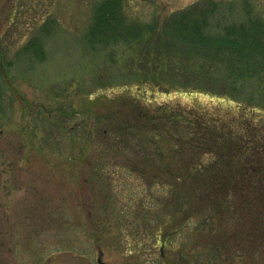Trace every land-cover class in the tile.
Instances as JSON below:
<instances>
[{
	"label": "rangeland",
	"instance_id": "rangeland-1",
	"mask_svg": "<svg viewBox=\"0 0 264 264\" xmlns=\"http://www.w3.org/2000/svg\"><path fill=\"white\" fill-rule=\"evenodd\" d=\"M97 1L0 0V51L13 62L0 115V264H101V253L105 264H176L179 253L173 248L182 245L195 264H249L239 254L214 259L203 247L194 248L190 223L170 234L173 209L158 203L167 189H150L146 179L128 170L111 174L125 158L112 156L114 142L102 134L103 112L121 98H138L153 106L194 105L224 118L241 114L264 129V56L250 59L252 75L240 79L236 90L184 85L170 76L166 55L156 72L154 64H141V55L155 47L144 46L157 42L158 32L93 50L87 30ZM124 2L129 18L156 23L157 31L172 12L198 3L217 5L213 22L264 23V0ZM48 19L54 22L46 35ZM35 37L45 59L17 54ZM157 217L166 220L163 227ZM162 233L169 236L164 249Z\"/></svg>",
	"mask_w": 264,
	"mask_h": 264
},
{
	"label": "trees",
	"instance_id": "trees-1",
	"mask_svg": "<svg viewBox=\"0 0 264 264\" xmlns=\"http://www.w3.org/2000/svg\"><path fill=\"white\" fill-rule=\"evenodd\" d=\"M124 3H95L87 30L93 50L143 41L147 34L158 32V41L144 46L155 47L141 55L140 61L154 64L156 72L166 55L172 78H182L184 85L219 91L236 90L240 79L252 75L250 59L257 54L264 56V23L250 21L235 27L220 19L213 22L217 7L213 2L172 12L160 31L156 23L144 25L129 18ZM53 22L48 19L44 25L46 35ZM213 26L217 31H211ZM21 53L36 60L46 57L37 37L17 54ZM218 64L224 67L218 68ZM12 65L7 52L0 51V115L5 112V85L10 82ZM110 106L103 112L107 128L102 134L114 142L112 156L125 158L116 162L124 168H111V174L122 176L128 170L146 179L150 189L156 185L167 189L158 196V203L173 209L168 222L172 230L168 231L174 234L177 226L192 224L193 247H203L208 257L220 259L224 255L232 260L239 254L248 258L249 264H264V129L241 114L224 118L194 105L153 106L138 98H121L115 108ZM165 141L166 145L170 142L167 153ZM159 159L169 162L157 164ZM157 220L160 227L166 223L161 217ZM160 237L164 249L169 236L162 233ZM173 250L179 253L176 264H195L189 260L188 246Z\"/></svg>",
	"mask_w": 264,
	"mask_h": 264
},
{
	"label": "flooded vegetation",
	"instance_id": "flooded-vegetation-1",
	"mask_svg": "<svg viewBox=\"0 0 264 264\" xmlns=\"http://www.w3.org/2000/svg\"><path fill=\"white\" fill-rule=\"evenodd\" d=\"M3 244L5 245V242L3 241ZM11 248V247H10ZM11 250V249H10ZM101 264H105V262H103V260L100 262ZM51 264V263H49Z\"/></svg>",
	"mask_w": 264,
	"mask_h": 264
},
{
	"label": "water",
	"instance_id": "water-1",
	"mask_svg": "<svg viewBox=\"0 0 264 264\" xmlns=\"http://www.w3.org/2000/svg\"><path fill=\"white\" fill-rule=\"evenodd\" d=\"M101 255H102V253H101ZM98 261H100V262L102 261V260H101V256L98 258Z\"/></svg>",
	"mask_w": 264,
	"mask_h": 264
}]
</instances>
